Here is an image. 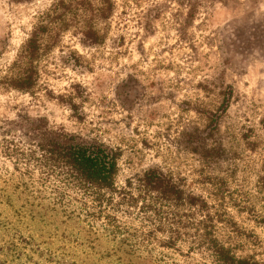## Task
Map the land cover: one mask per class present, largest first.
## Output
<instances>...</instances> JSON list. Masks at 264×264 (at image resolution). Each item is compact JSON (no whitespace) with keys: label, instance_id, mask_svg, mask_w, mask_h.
<instances>
[{"label":"rangeland","instance_id":"1","mask_svg":"<svg viewBox=\"0 0 264 264\" xmlns=\"http://www.w3.org/2000/svg\"><path fill=\"white\" fill-rule=\"evenodd\" d=\"M107 1L0 0V264H219L209 244L264 264V0ZM63 135L117 154L120 206L36 163ZM152 170L183 197L160 216L143 209Z\"/></svg>","mask_w":264,"mask_h":264},{"label":"trees","instance_id":"2","mask_svg":"<svg viewBox=\"0 0 264 264\" xmlns=\"http://www.w3.org/2000/svg\"><path fill=\"white\" fill-rule=\"evenodd\" d=\"M107 4V9L111 11V1L108 0ZM42 24L34 28L16 60L22 64L21 74L17 78L10 79V86L19 91L30 93L38 81L39 73L35 62L42 52L41 42L44 33L48 31V27ZM80 33L89 43L99 44L100 34L95 25L84 26ZM62 139L64 141L53 140L39 146L42 155L35 160L45 170V174L50 178L58 179L66 189H76L83 196L92 199L97 206H120L121 204H114L112 196L117 195L115 189V178L118 171L117 154L99 145L82 146L71 143L72 137L66 135H63ZM141 182L147 194L146 198H143V209L147 212L156 213L158 216L167 214L163 208L172 204V201L178 203L183 199L182 193L160 171H149ZM119 195L121 201H124L126 197L127 202L136 200L125 191ZM147 199L151 201L150 204ZM155 204H159L162 208H154ZM106 219L109 224L116 223V220L107 216ZM117 229L120 228L117 227ZM209 250L219 264H259L248 259H237L224 246L218 244H209Z\"/></svg>","mask_w":264,"mask_h":264}]
</instances>
